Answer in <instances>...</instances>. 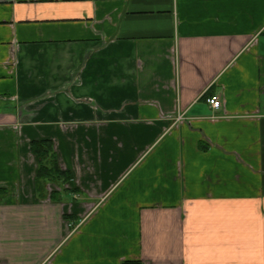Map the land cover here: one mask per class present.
I'll list each match as a JSON object with an SVG mask.
<instances>
[{"label":"crops","instance_id":"0c3cea01","mask_svg":"<svg viewBox=\"0 0 264 264\" xmlns=\"http://www.w3.org/2000/svg\"><path fill=\"white\" fill-rule=\"evenodd\" d=\"M0 264H264V0H0Z\"/></svg>","mask_w":264,"mask_h":264},{"label":"trees","instance_id":"16d2710c","mask_svg":"<svg viewBox=\"0 0 264 264\" xmlns=\"http://www.w3.org/2000/svg\"><path fill=\"white\" fill-rule=\"evenodd\" d=\"M32 152L39 158L40 167L37 177V189L43 195V182L64 181L71 179L70 174L60 169L50 141L32 142Z\"/></svg>","mask_w":264,"mask_h":264},{"label":"built area","instance_id":"2783aa9c","mask_svg":"<svg viewBox=\"0 0 264 264\" xmlns=\"http://www.w3.org/2000/svg\"><path fill=\"white\" fill-rule=\"evenodd\" d=\"M207 102L213 109L218 110L222 107V101L219 95L210 96L207 98Z\"/></svg>","mask_w":264,"mask_h":264}]
</instances>
